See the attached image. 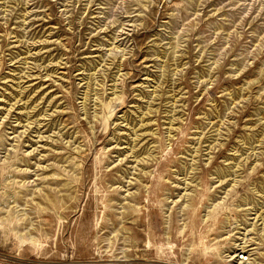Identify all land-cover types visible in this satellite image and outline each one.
<instances>
[{
	"label": "rangeland",
	"instance_id": "374dc122",
	"mask_svg": "<svg viewBox=\"0 0 264 264\" xmlns=\"http://www.w3.org/2000/svg\"><path fill=\"white\" fill-rule=\"evenodd\" d=\"M0 217V264L264 263V0H0Z\"/></svg>",
	"mask_w": 264,
	"mask_h": 264
},
{
	"label": "bare ground",
	"instance_id": "6f19581e",
	"mask_svg": "<svg viewBox=\"0 0 264 264\" xmlns=\"http://www.w3.org/2000/svg\"><path fill=\"white\" fill-rule=\"evenodd\" d=\"M4 226H5V219L0 217V227H4ZM29 229H27V228L24 229V230L17 229L15 231L16 237H17V239H19L21 244L35 243L36 242V237L33 235L32 231L29 230ZM223 253L224 252H221L219 254L218 258L220 260H225L226 259V261H232V262L227 263V264H264L263 262L261 263L260 261L255 260L254 258L248 260L249 257L248 256L245 257L244 255H241L240 254L241 252L239 254H234V255L231 254V255H233L231 258L230 257L228 258V253L225 254V255H223ZM232 259H234V261Z\"/></svg>",
	"mask_w": 264,
	"mask_h": 264
}]
</instances>
